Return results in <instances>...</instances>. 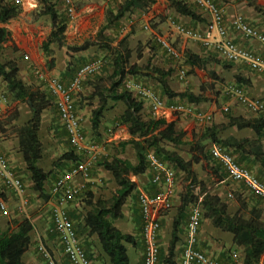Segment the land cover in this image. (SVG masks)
I'll list each match as a JSON object with an SVG mask.
<instances>
[{"label":"trees","instance_id":"1","mask_svg":"<svg viewBox=\"0 0 264 264\" xmlns=\"http://www.w3.org/2000/svg\"><path fill=\"white\" fill-rule=\"evenodd\" d=\"M37 1V15L48 16L51 23V30L46 39L41 43V49L45 56L48 57L51 56L52 48L50 46L52 44L55 43L63 46L67 18L58 12L56 3L53 0ZM167 1L177 15L186 16L193 20H201V16L197 12L200 9L191 0L190 2L188 0ZM154 2L155 0L119 1L116 9H113L112 6L106 9L105 22L97 31L94 40L70 47L73 52L86 50L90 46H97L100 50L106 51L108 60H105L103 57H97L101 58L105 65L103 63L98 72L87 76L81 83L84 84L85 79L93 77L88 82L91 87L89 94L91 100L89 104L92 105V99H96V105L91 108V129L96 130L104 112L113 108L117 102H121L124 105V109L116 116L113 123L114 125H126L130 137L127 140L120 141L118 145L122 150L125 146H130L134 152L135 161L133 162L128 158L118 156L115 152L111 151L114 147L110 146L108 154L102 153V155L97 157L95 162L110 172L117 188L107 198H95L91 189L92 184L89 183L87 188L75 198V200L78 198L82 199L86 206L85 211L81 214L73 208L68 210V216L80 240L81 247L90 260L94 252L91 248V241L87 240L86 237L94 234L104 257L107 258L110 264H129L125 244L130 243L143 248L142 231L140 240H137L132 234L121 231L114 225L113 220L123 216V206L127 198L133 195V192L136 190V183L131 180V176L143 174L149 170L147 154L152 152L174 170L183 173L186 180L179 193V204L176 207V213L172 221V230L167 249L163 252L159 248L157 264H179L176 254L181 253L182 248L177 251L176 245L179 241L183 221L186 223L188 220L191 206H198L201 209V220L208 218L214 227L231 233L234 243L243 247L240 264H259L261 255L264 253V214L262 209L256 205L248 208L245 203L239 201V208L234 212H230L226 201L218 194L211 193L206 181L198 178L194 170V164L215 162V168L213 166L209 168L211 174L221 179L223 175L220 171H222L227 176L223 167L212 158L209 152V147L212 144H219L240 165L249 169L264 183V147L261 142V139L264 138V114H256L254 117H243L231 116L229 113H225L228 114L226 116V123L212 124L205 127L199 138L190 143H187L185 140V131L176 128L173 121L153 117L144 118L142 116L143 100L138 99L124 88L125 80L130 79V77L141 82L145 87L153 90L157 95L167 100L178 98L176 101L189 104L205 101V97L200 93L195 94L188 90L183 92L172 90L167 82V79L172 75L171 68L163 69L156 65L152 66L148 63L149 61L144 66L131 62L134 50L129 46L128 34L115 40V43L113 38L105 34L106 29L117 27L119 21L129 16L133 11H146ZM255 9L264 13L263 7L256 5ZM20 11L21 7L15 4L13 0H0V24L6 23L18 15ZM170 20L187 28L197 29L184 25L179 21L178 17L170 16L167 20L168 23ZM8 37L9 31L7 28L0 26V78L5 83L4 93L7 98L10 94L11 98L20 102L29 101L28 105L31 110V116L24 124L16 127L15 130L18 134L19 149L22 152L25 167L29 173L31 188L37 194L43 195L45 193L46 182L49 180L52 171H45L39 165V160L42 156V142L39 139V129L41 113L53 98L48 91L45 92L37 87H33L19 77V67L16 60L3 58V44L7 41ZM155 42L165 55L173 58L166 53L156 39ZM183 56L186 65L207 70L208 60L201 58L199 55H191L189 53H185ZM86 62L88 61L71 65L70 61H68L62 75L69 77V80L72 79L79 67ZM51 64L52 62H49V66ZM207 73L210 76L214 75L209 71ZM139 76L145 79L150 78L149 80L151 81L153 80L158 86V91L148 87L146 83L138 78ZM231 126L237 129H251L254 136L237 138L233 135H227L222 137L221 133ZM204 139L211 142L208 148H205L199 142ZM99 140L95 142L100 144L101 141ZM187 144L189 145L190 153L188 159L178 152L181 146ZM61 159H64V162L73 164L82 159V155L75 152L70 146L69 151L62 154L56 161H61ZM57 167L62 168L63 166ZM67 167L69 168L70 166ZM68 168L62 169L66 170ZM15 173L19 175L17 172ZM61 173H58L56 176L54 175V180ZM153 185L155 186V184ZM138 196V192L133 195L131 209L137 214V221L142 230L143 221ZM252 196L255 197L254 195ZM255 198L264 202L257 197ZM50 226V233L55 237L56 232L53 230L51 217ZM32 229L33 224L27 218L13 219L6 227L0 225V264H26L23 261V255L30 246V232ZM60 247L62 249L61 245ZM37 249L41 252L39 248ZM42 260H44V264H48V260L43 254ZM92 264L94 263L92 262Z\"/></svg>","mask_w":264,"mask_h":264},{"label":"crops","instance_id":"2","mask_svg":"<svg viewBox=\"0 0 264 264\" xmlns=\"http://www.w3.org/2000/svg\"><path fill=\"white\" fill-rule=\"evenodd\" d=\"M190 2V0H188ZM218 5L221 6L224 12V25L227 28L228 35L232 37L235 42L243 47L250 48L254 50L256 53L260 54L264 57V44L258 43L253 40H247L243 38L239 33L234 32L231 28V20L236 14H242L252 25L257 26L261 31L264 32V16L260 15V12H256L255 6H264V0H255L254 5L250 3L251 0H214ZM254 1V0H253ZM103 7L107 9L109 6L108 2H103ZM197 12L201 16V20H193L186 16L177 15L173 9L169 6L167 0H155V2L146 10L139 11L135 10L131 14H129V24L133 25L138 22L147 21L150 19L151 24H155L148 32H151L153 35L158 34L157 32L163 33V35L168 36L171 41H173L174 45L181 51V53H189L191 55H199L201 58L208 60L207 70L211 72L213 77L206 75L204 71L202 77H199L201 74H198V78L201 79V82L198 81V78L188 76L184 79V81L173 79L170 76L167 79V82L170 88L176 92H183L188 90L195 94H202L205 97V101L200 103L192 104L200 110L209 112L212 114L211 121L208 122H199L195 120L191 116H187L184 114H171L168 115L165 119L166 121H173L176 125V128L182 129L185 131V140H191L192 136L194 140H197L205 127L206 124H219L226 123L227 118L223 117L222 113H229L231 116H243V117H254L256 114L248 111L242 105L236 103L234 99H232L226 92L225 86L229 84H236L242 86L245 90H247L251 95L257 96L264 99V75L257 72H250V69L247 65L243 63H233L224 60L221 56H219L215 50L212 48H207L202 45L198 40L191 38H184L179 34L175 33L168 23V17L175 16L178 17L179 21H181L184 25L188 27H194L197 29H203L208 22V16L206 13H203L201 10H197ZM31 9L28 7H22L21 11L18 15L11 18L4 24H0V26H4L9 31V37L7 41L3 44L5 47V57L9 59H14L17 62L19 67L18 75L19 77L27 84H31L34 80L35 76L39 81L37 87L40 90L45 91L46 88L44 84L38 79L35 74L36 70H43L47 72L50 76L56 77L61 80L63 83L68 82L69 77L63 76L62 72L65 70L66 65L69 61L66 52L59 54L54 63L51 64L50 67H47V62L50 61L47 59L51 56H45L41 49V43L46 39L50 30L51 23L50 19L46 15L37 16L36 18L31 19L30 16ZM44 18L49 20L48 26L40 27V23L44 22ZM136 19V20H135ZM89 22V19L88 21ZM148 22V21H147ZM85 24V23H84ZM84 24H77L74 27L75 31H80L81 35L83 33ZM84 25V26H83ZM34 27V29H32ZM176 35V36H175ZM84 43V42H83ZM53 44L50 46L52 48ZM131 47L132 44L129 43ZM132 48V47H131ZM88 48L86 50H82L79 52H73L72 55H79L83 57H88ZM18 55H21L19 59H15ZM152 54L150 55V57ZM97 58V57H96ZM156 66L160 64V59H157V55H154L152 58ZM226 62L229 67L224 68L223 62ZM131 62H136L139 64V59L131 60ZM160 65H163L161 63ZM161 67V66H159ZM167 67V66H166ZM190 69L198 70L196 67H190ZM162 68V67H161ZM248 68V69H246ZM167 69V68H166ZM34 75V76H33ZM134 79V78H132ZM136 79V78H135ZM1 80V79H0ZM237 80V81H236ZM240 81V82H239ZM245 81L246 83H243ZM208 82V83H207ZM207 83V84H205ZM1 85L5 88V83L1 80ZM210 87L208 88L207 87ZM83 84H81L80 91L76 92L73 96L74 104L75 101L81 102V106L76 109L81 117L83 131L88 139L91 135L95 136L96 139H101L100 142L101 151L103 154H108L110 146L114 147L112 152H115L118 156L125 157L130 159L131 161H135V157L130 158L128 151H126V146L122 150L118 143L120 141L127 140L130 135L128 133L127 127L124 124L114 125V121L117 115H119L123 109L124 105L121 102H117L113 108L105 111L103 117L100 120V124L96 130H89L87 127V121L90 119L91 108L96 105L85 104V98L82 99L80 97V92L82 90ZM215 87V88H214ZM91 88V87H90ZM218 91L223 90L225 92V101H223L221 108L225 105L229 107V110L224 112L221 108H218V105L221 103L223 99H221V94H211L212 90ZM252 92H251V90ZM47 92V90L45 91ZM217 93V92H216ZM178 98H173L170 101H176ZM166 100V99H165ZM83 104V105H82ZM2 108V116L0 117V148L5 154L9 166L13 169L14 172H17L25 185V198L28 200V194L30 192L36 193L31 188V182L29 179V173L26 170L24 159L22 152L19 149L18 142V134L15 130L19 125L24 124L31 116V110L28 105V101L20 102L10 97V94L6 101L1 105ZM250 113V115H246L245 113ZM151 117L149 112V106L145 102L142 109V116L144 118ZM57 113L56 106L54 101L51 100L50 104L42 111L41 113V122L39 129V139L42 142V156L39 160V165L43 167L45 171H50L53 161L57 159L60 155H62L59 151H66L70 149V144L68 143L66 132L63 129L61 122L59 120V116ZM59 126L57 127L56 126ZM90 132V133H89ZM199 132V136L196 133ZM227 135H233L237 138L248 136L253 137L254 133L251 129H237L234 126L227 127L222 133L221 136L225 137ZM63 136V137H62ZM192 139V140H193ZM262 145L264 147V138L261 139ZM128 146V145H127ZM130 147V146H129ZM66 148V149H65ZM120 148V149H118ZM131 148V147H130ZM210 148V147H209ZM59 152V153H58ZM134 153V152H133ZM64 154V153H63ZM188 159V158H187ZM72 163L69 162L68 166H71ZM194 166H203L204 170L201 180H204L206 177L210 179V181L214 180L213 175L210 172V169L207 166H211V164L207 163H197ZM68 168V167H67ZM195 170V169H194ZM227 179L228 176H227ZM131 180L136 183V190L133 192V195L138 192H146L149 194L156 193V190L159 189V186L153 185L151 181V174L147 171L143 174L131 176ZM230 180V179H229ZM54 181V180H53ZM52 181V183H53ZM205 181V180H204ZM48 182V180H47ZM46 182V183H47ZM100 189L103 192L108 191V185H112L111 193L107 196L109 197L112 192L117 188L111 174L109 171L103 169L101 166L97 165L96 162L92 165L91 168V184H94V190L98 189L97 186L100 185ZM215 185H222L220 181L214 182ZM233 185L240 184L238 182H233ZM243 188L244 186L240 184ZM52 186V184H51ZM93 186V185H92ZM46 187V186H45ZM211 193L218 194L222 199L229 194L228 192L221 193L220 191H214L207 186ZM226 187V186H225ZM92 188V187H91ZM28 189V190H27ZM181 188L174 183L172 187V195H171V207L170 208H161L160 205L154 209L153 217L158 219L160 223L159 230V241L161 240L164 252L167 249L168 242L170 239V234L172 230V221L176 213L175 205L179 204V193ZM245 189V188H244ZM8 187L3 185L0 181V195L6 202V210L0 211V225L2 227H6L11 220L13 219H22L27 218L33 224V229L30 232L31 243L25 254L23 255V261L26 264H35L33 260L26 259V254L33 251L37 254V256L42 260V254L44 252L41 251L40 246H43L46 251H48L49 255L55 260L56 264H65L64 260H66L65 255L58 243V240L53 235H51L50 230V211L48 216L45 214V211L42 210V207L29 209V200L26 207L21 208L19 201H17V206L14 208L13 212L10 210L9 206H11L10 202L6 201ZM226 189H224L225 191ZM246 190V189H245ZM247 191V190H246ZM248 192V191H247ZM94 193V191H93ZM101 191H98V196L94 194L95 198H107L106 196L100 195ZM249 193V192H248ZM37 194V193H36ZM233 196V194L230 192ZM133 195L129 196L126 200V203L123 206V216L121 218L113 220L115 226H117L121 231L125 233L132 234L137 240H140L141 237V226L137 221V214L133 212V209L129 208L133 204ZM42 199V198H40ZM81 198L79 200L82 204ZM75 200V199H74ZM73 200V201H74ZM42 201H46L42 199ZM72 201V202H73ZM175 201V203H173ZM239 201H242L246 204L245 199L237 198V200H233L230 205H228V209L230 212H234L239 208ZM49 202V201H48ZM68 206V210L72 205L77 206V203H73ZM36 203L41 204L40 201ZM46 205V202H43ZM228 204V202L226 201ZM36 205V204H35ZM84 205V204H83ZM129 205V206H127ZM247 205V204H246ZM85 206V205H84ZM49 207H51V203H49ZM86 207V206H85ZM128 207V208H126ZM126 208V209H125ZM75 209V208H74ZM185 227L186 223L183 221L181 226V232L179 234V241L176 245V250H180L184 243L185 237ZM87 240L91 241V248L94 254H92L91 260L94 264H110L106 257H104L96 236L90 235L86 237ZM57 242V243H56ZM138 242V241H137ZM59 246V248H58ZM126 251L129 258V264H143V252L144 249L140 248L139 245H132L130 243H126ZM198 249L203 251L207 255H214L213 257L218 258L225 264H240L241 258L243 255V247L240 245H236L233 241V236L231 233L222 231L219 228L214 227L208 218H203L201 220V225L198 233ZM39 248L40 251L37 249ZM163 251V250H162ZM180 254H176V258L180 259ZM45 256V255H44ZM239 259L236 263L234 260ZM264 263V253L261 255L259 264ZM69 264V263H68Z\"/></svg>","mask_w":264,"mask_h":264},{"label":"built area","instance_id":"3","mask_svg":"<svg viewBox=\"0 0 264 264\" xmlns=\"http://www.w3.org/2000/svg\"><path fill=\"white\" fill-rule=\"evenodd\" d=\"M15 4L33 9L38 4L37 0H13ZM203 13L208 16V22L203 29L187 28L173 20L169 21L172 30L183 36L198 40L203 46L212 48L224 60L233 63H243L251 70L264 74V57L254 50L239 45L228 35L224 25V12L220 5L214 0H191ZM67 14L74 15L72 0H64ZM144 29L150 30V24L146 22ZM231 28L247 40H253L264 44V32L257 26L252 25L242 14H236L231 20ZM156 41L174 59H179L182 53L174 45L168 36L155 35ZM101 58H94L84 63L74 77L63 83L56 77L50 76L43 70H36L35 74L44 84L46 90L51 94L57 108L59 120L66 132L70 146L75 152L82 155V159L73 163L64 170L54 181L49 190L50 195V217L53 221V230L59 245L62 246L63 254L69 264H92L91 260L83 250L80 240L73 228L71 219L68 216V206L77 198L91 183V168L97 157L102 155L100 144L90 142L83 131L81 117L74 104L73 95L80 91L81 83L89 75L100 70L103 65ZM183 69L179 77L183 78ZM124 88L130 91L135 97L143 100L149 106V112L153 118L165 119L171 114H184L193 117L199 122H208L212 114L198 109L192 104L165 100L153 90L145 87L141 82L134 79H127ZM225 92L234 101L248 111L255 114H264V99L251 95L242 86L229 84L225 86ZM7 97L0 89V117L2 116L1 105ZM228 111L227 105L221 108ZM166 120V119H165ZM209 152L223 167L230 180L238 182L255 197L264 201V183L260 181L249 169L240 165L233 156L219 144H212ZM149 164L148 172L151 174V183L159 186L154 194L140 192L138 199L142 213V239H143V264H157L160 248L159 230L160 223L153 217V211L159 205L161 208L171 207L172 187L175 183V170L164 161L160 160L152 152L147 154ZM0 181L8 187L19 200L21 208L26 207L25 185L19 175L9 166L7 158L0 148ZM6 210V202L0 195V211ZM202 212L198 206H191L188 220L185 227V237L180 254L179 264H225L218 258L205 254L198 249V233L201 225ZM42 252L48 260V264H56L43 246ZM239 259L234 261L237 263Z\"/></svg>","mask_w":264,"mask_h":264},{"label":"rangeland","instance_id":"4","mask_svg":"<svg viewBox=\"0 0 264 264\" xmlns=\"http://www.w3.org/2000/svg\"><path fill=\"white\" fill-rule=\"evenodd\" d=\"M104 1L108 2L109 6H112L113 9H116L117 8V4L121 0H72L73 7H74V15L73 16H70L69 14H67L66 7L64 5V1L63 0H53V2L56 3V9L58 10V12L60 14H63V15L66 16V18H67V27H66V31H65L64 37H63V46H59V45H57L55 43L52 46L51 57L47 58L48 60L50 58V61H49L50 63L52 62V64H53L54 60L56 59V57L59 54L63 53V52H66L71 65H75L76 63L77 64L78 63H83L85 61L92 60V59H94L96 57H103L105 60H108V58L106 56V51L105 50H100L97 46H90L88 48V51H87L88 52L87 53L88 57L79 56L77 54L72 55L71 53H73V51H71V49H70L71 46H78V45L82 44L83 42L92 41V40L95 39L97 31L100 29V27L105 22L106 9L102 5ZM255 2H256L255 0L254 1L253 0L250 1V3L252 5H254ZM262 7L264 8V6H262ZM37 10H38V4L36 5V7L31 9V13H30L31 19L36 18L38 16L37 15V12H38ZM254 10L256 12H260L257 9H254ZM260 13H261L260 15L264 16V13H262V12H260ZM129 17L130 16H127V17H125V18H123V19H121L119 21L118 26H117L119 28L115 27V28L106 29L105 30V34H107L110 38H113L114 39V43H115V40H118L119 38H121L125 34H128V41H129L130 44H132L131 47L134 50V53H133V56H132V60H134L135 58L139 59L140 66H144L145 64H147L148 61H149L148 63H150V65H152V66L154 65L155 66L156 63L154 61H152L151 58L154 55H157V59L161 60L160 64L163 63V65L158 64V66H161L163 69L171 68L172 69V75L171 76H172L173 79L180 80L179 72H180L181 69H183L184 72H185V75H184L183 78H181V81H184V79L186 77L191 76V75L193 77L198 78V76H199L198 74H201L199 77H202V74H203L204 71L206 72V75L208 74L207 72L209 70H203V69H199V68H198V70L190 69L188 67V65H186V63L184 61L183 53H182L181 58H179V59H173V58L168 57L167 55H165L162 52V50H160L158 45L156 44L155 35H153L151 32H148V30L144 29V27H143V25L147 21L150 24V28L155 26V24H151L150 23V19L147 20V21H143V22H140V21L138 22V20L135 19L136 23L133 24V25H130L129 24V19H130ZM88 19H89V22H86V21H88ZM43 20H44V22L40 23V27H43V26L47 27L48 24H49V20L47 18H44ZM76 23L79 24V25L85 23L84 24L85 26L83 25L84 28H83V33L81 35H78V34H80V31H75L74 32V27H75ZM32 29H34V27ZM157 33L161 34V35L163 34V33L159 32V31ZM151 54H152V56L150 57ZM20 57H21V55H18L15 59H19ZM3 58H5V47L4 46H3ZM49 62H47V67H50L49 66ZM104 65H105V63H104ZM223 66H224V68L229 67L225 61L223 62ZM246 69H248V68H246ZM248 70L250 72H252V73L254 71V70H251V69H248ZM254 72H256V71H254ZM262 75H264V74H262ZM212 77L213 76H211V78ZM92 78L93 77H88L87 79H85L83 87H82V90L79 93L80 97L82 99L85 98V100H86L85 104H89V102L91 100L89 98V94H90L91 88H90V85H89L88 82ZM130 78H132V77H130ZM138 78L142 82L146 83L148 85V87L158 91V86L155 84V82H153V80L152 81L149 80L150 78H146L145 79L144 77H140V76ZM33 80L34 81L31 84L33 86L40 87V85H39L40 83H39V81L37 80V78L35 76L33 77ZM198 81L201 82V79L198 78ZM207 83H205V84H207ZM243 83H246V82L243 81ZM201 84H204V83L201 82ZM207 87H208V85H207ZM208 88H210V87H208ZM0 89L4 91V87L1 85V80H0ZM251 92H252V90H251ZM211 94H213V95L214 94H217V95L221 94L222 95L221 99H223V100L218 105V108H221V105H222L223 101H225V98H226L224 96L225 92L223 90L215 91L213 89ZM75 102H76L77 108L81 106V102H78V101H75ZM92 102H93L92 105H94V103L96 102V99H92ZM245 114L246 115H250V113H247V112ZM90 115H91V112H90ZM222 115H223V117H226L228 114L222 113ZM146 117H147V115H146ZM210 124H206L205 126H207V125L210 126ZM87 125H88L87 127L91 131L92 129H91L90 119H88ZM56 126H57V124H56ZM57 127H59V126H57ZM196 135L199 136V132L196 133ZM193 136H192V139H193ZM192 139L191 140H186L187 143L192 142L194 140V139L193 140ZM98 140L99 139H96V137L92 136V135L88 138V141L94 142V143H96L95 141H98ZM99 141H102V140H99ZM199 142H200V144H203L205 146V148H208L211 145V142L209 140H207V139L201 140ZM120 148H118V149H120ZM114 149L115 148H113V151H115ZM125 149H126V151H128V154H129L130 158H132L133 154H134L133 150L129 146H126ZM63 150L59 151V152H61L62 154L66 153V151H63ZM178 150H179L178 152L184 158L187 159V158L190 157L189 145L188 144L184 145V146H181ZM67 151H69V150H67ZM63 160L61 159V161H56V159H55V161H53V163H52V166H49V167H51V171L52 172H51V175L49 177L48 182L45 185L46 186L45 187V193L43 195H40L39 193L36 194L34 192H30L28 194L29 209L30 210H31L32 207L34 208V206H36V208H39V207H42L44 205V208H42V210L45 211V214L48 216L49 211H50L49 203H51L50 202L49 190H50L52 181L55 178L54 175L56 176L58 173H61L65 168H67V166L69 164L67 162H64ZM210 164H211V166H213V168H215V165H216L215 162H212ZM57 166H63L62 168H64V169L59 168ZM211 166H207V168H210ZM202 167L203 166H194V169H195V171L197 173V176L199 178L204 176L203 171H202L204 169ZM210 172H211V170H210ZM220 172L223 175L221 179H219L218 177H215V176H213V178H214L213 181L212 180L210 181V179L207 178V177L204 179L206 181V183H207V186H210V188L213 189L214 191H220L221 193L228 192L229 194H227L223 198L225 201L228 202V205H230L233 200L234 201L237 200V198L245 199L246 200V204H247L246 206L248 208H251L252 205L259 206L262 209V212L264 214V202H261L260 200H257L255 197L252 196L251 193H248L240 184L233 185L232 183L234 181L227 179V176L224 175L222 173V171H220ZM216 180L220 181L222 183V185H215L214 182H216ZM175 182L181 188L180 190H182L183 185L186 183L185 175L183 173H180V172L175 170ZM92 185L93 186H92L91 189H92V191H94L93 194H95V195L98 194L99 190L101 191L100 195L104 196V197L105 196L107 197L111 193V190H112L111 189V187H112L111 184L108 185V191L107 192H103L100 189V186L102 185V183H100V185L97 186V188H98L97 190L96 189L94 190V188H95L94 186L95 185L94 184H92ZM224 189H226V190L224 191ZM7 191L8 192H7V196H6V201L11 203V206H9V208L13 212H15L14 208H16L17 201H19V200L16 198V196L14 195L12 190L9 189ZM230 192L233 194V196L230 194ZM40 198H42V199H44L46 201H42V199H40ZM28 200H27V203H28ZM80 200L82 201V199H80ZM37 201H40L41 204L39 205V203H36ZM43 202H46V205ZM74 202L77 203L78 207H76V205L74 206V204H73ZM79 202H80L79 200H74L72 202L73 205H72L71 208H75L79 213L82 214L85 211L86 208L83 205L84 204L83 201H82V204L79 203ZM173 203H175V201ZM127 206H129V205H127ZM131 206H129V208H131ZM174 207L176 208L177 205H175ZM126 208H128V207H126ZM58 248H59V246H58ZM160 248L164 252L161 240H160ZM210 256H214V255H210ZM26 259H28V260L32 259L35 264H44V260H40V258L37 256V254L34 251H33V253H31V251L28 252L26 254ZM64 263L68 264L65 260H64Z\"/></svg>","mask_w":264,"mask_h":264},{"label":"water","instance_id":"5","mask_svg":"<svg viewBox=\"0 0 264 264\" xmlns=\"http://www.w3.org/2000/svg\"><path fill=\"white\" fill-rule=\"evenodd\" d=\"M29 102V101H28Z\"/></svg>","mask_w":264,"mask_h":264}]
</instances>
